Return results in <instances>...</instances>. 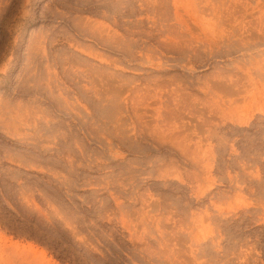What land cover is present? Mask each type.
I'll use <instances>...</instances> for the list:
<instances>
[{"label":"rangeland","instance_id":"374dc122","mask_svg":"<svg viewBox=\"0 0 264 264\" xmlns=\"http://www.w3.org/2000/svg\"><path fill=\"white\" fill-rule=\"evenodd\" d=\"M0 264H264V0H0Z\"/></svg>","mask_w":264,"mask_h":264}]
</instances>
